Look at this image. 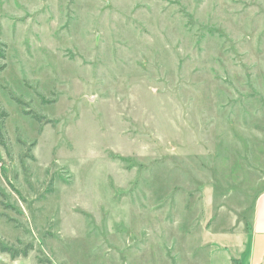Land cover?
Wrapping results in <instances>:
<instances>
[{
	"label": "rangeland",
	"instance_id": "374dc122",
	"mask_svg": "<svg viewBox=\"0 0 264 264\" xmlns=\"http://www.w3.org/2000/svg\"><path fill=\"white\" fill-rule=\"evenodd\" d=\"M0 50V264H242L264 0H0Z\"/></svg>",
	"mask_w": 264,
	"mask_h": 264
},
{
	"label": "crops",
	"instance_id": "0c3cea01",
	"mask_svg": "<svg viewBox=\"0 0 264 264\" xmlns=\"http://www.w3.org/2000/svg\"><path fill=\"white\" fill-rule=\"evenodd\" d=\"M245 257V260H244ZM264 259V193L258 196L252 227L241 258L242 264H261ZM244 262V263H243Z\"/></svg>",
	"mask_w": 264,
	"mask_h": 264
},
{
	"label": "trees",
	"instance_id": "16d2710c",
	"mask_svg": "<svg viewBox=\"0 0 264 264\" xmlns=\"http://www.w3.org/2000/svg\"><path fill=\"white\" fill-rule=\"evenodd\" d=\"M1 53L2 52L0 50V55L2 56ZM4 70H5V66H1L0 67V75ZM8 118H9L8 112L0 104V143L3 146L5 145V143H4L5 123H6ZM36 118H38V117H36ZM30 249H32V246L26 247V249L23 251H21V250L17 251V250H15L9 246H6L3 242L0 241V252L8 254L11 257V259H13V260H15L19 257H25V258L28 257Z\"/></svg>",
	"mask_w": 264,
	"mask_h": 264
}]
</instances>
